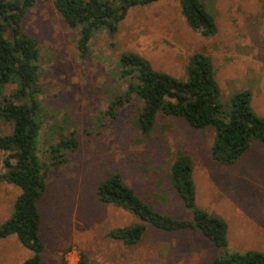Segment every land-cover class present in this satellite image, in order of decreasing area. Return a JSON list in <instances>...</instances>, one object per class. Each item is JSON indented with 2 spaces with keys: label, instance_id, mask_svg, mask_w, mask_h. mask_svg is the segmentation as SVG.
<instances>
[{
  "label": "rangeland",
  "instance_id": "1",
  "mask_svg": "<svg viewBox=\"0 0 264 264\" xmlns=\"http://www.w3.org/2000/svg\"><path fill=\"white\" fill-rule=\"evenodd\" d=\"M200 1L214 18V35L191 30L179 0H158L131 8L113 40L105 30L95 32L85 59L77 49L80 29L65 25L54 0H36L23 18L22 29L39 51L38 160L48 170L37 201L41 264H206L226 253H264L263 143L253 140L236 163L220 165L209 156L212 128L193 129L183 119L159 114L145 137L133 124L137 98L117 118L105 112L127 87L119 78L120 53H136L154 70L179 79L185 78L190 57L203 53L213 66L220 105L227 109L236 93L249 90L252 108L264 118V0ZM15 87L8 84L5 93ZM8 131L0 124L1 133ZM70 134L77 140L76 151H65V163L50 165L47 150ZM177 152L191 158L196 207L227 223V247L213 246L198 231L152 227L134 246L109 238L112 230L136 222L129 212L98 201L96 185L111 173L120 174L158 213L192 219L168 177ZM2 158L0 151V164ZM18 194V188L0 182V223ZM30 256L15 236L0 240V264H21Z\"/></svg>",
  "mask_w": 264,
  "mask_h": 264
},
{
  "label": "trees",
  "instance_id": "2",
  "mask_svg": "<svg viewBox=\"0 0 264 264\" xmlns=\"http://www.w3.org/2000/svg\"><path fill=\"white\" fill-rule=\"evenodd\" d=\"M157 1L54 0V9L69 29H80L77 49L79 57L85 59L95 32L105 30L113 40L131 8ZM35 2L0 0V124L9 127L8 132H0V151L3 152L0 182L19 190L10 215L0 223V240L15 236L31 253L21 264H41L44 248L39 235L42 219L37 201L45 191L48 170L38 160L42 123L37 98L39 51L36 40L22 29V20ZM179 5L191 30L205 37L217 32L213 16L200 0H179ZM118 66L119 78L127 87L107 107L105 112L110 119L117 118L118 111L137 98L140 105L133 124L142 136L150 134L159 114L183 119L193 129L212 128L209 156L220 165L236 163L249 151L253 140L264 144V118L251 106V91L236 93L227 109L221 106L211 60L203 53L190 57L184 79L154 70L145 58L132 52L120 53ZM11 83L16 87L6 94L5 88ZM77 145L73 134L60 137L47 150L50 165L65 163L68 156L65 151L75 152ZM168 177L183 206L191 210L192 219L178 220L158 213L123 182L120 174L111 173L96 185L98 201L129 212L136 222L112 230L109 238L134 246L148 227L162 232L198 231L213 246L225 249L228 245L225 220L195 205L190 156L177 152ZM206 264H264V253H226Z\"/></svg>",
  "mask_w": 264,
  "mask_h": 264
},
{
  "label": "crops",
  "instance_id": "3",
  "mask_svg": "<svg viewBox=\"0 0 264 264\" xmlns=\"http://www.w3.org/2000/svg\"><path fill=\"white\" fill-rule=\"evenodd\" d=\"M254 110V109H253Z\"/></svg>",
  "mask_w": 264,
  "mask_h": 264
}]
</instances>
